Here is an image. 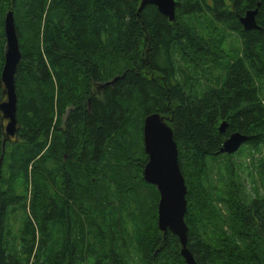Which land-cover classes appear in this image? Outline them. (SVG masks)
I'll return each mask as SVG.
<instances>
[{
  "label": "trees",
  "instance_id": "1",
  "mask_svg": "<svg viewBox=\"0 0 264 264\" xmlns=\"http://www.w3.org/2000/svg\"><path fill=\"white\" fill-rule=\"evenodd\" d=\"M11 1L19 130L0 129V264H185L157 228L138 111L173 131L195 264H264V0H177L173 22L151 5L138 17L141 0ZM235 132L247 140L221 152Z\"/></svg>",
  "mask_w": 264,
  "mask_h": 264
},
{
  "label": "water",
  "instance_id": "2",
  "mask_svg": "<svg viewBox=\"0 0 264 264\" xmlns=\"http://www.w3.org/2000/svg\"><path fill=\"white\" fill-rule=\"evenodd\" d=\"M155 6L158 12L169 21L174 20L175 0H141L138 12L147 6ZM258 7V6H257ZM258 10H247L239 22L243 29L258 30L256 22ZM5 54L0 74V84L4 88L6 100L0 103V112L9 122L6 134L11 137L16 132L17 95L15 92V73L21 60L18 38L15 31L13 15L8 12L4 19ZM227 128L226 121L220 123L219 133ZM247 137L239 132L230 134L223 141L221 152L228 155L238 151ZM143 151L147 157L142 170L143 181L156 188L159 200L157 205V228L165 235H175L180 245V255L185 264H195L187 248L188 227L184 217L187 211L186 185L178 163V148L173 131L167 120L156 114L146 115L142 126Z\"/></svg>",
  "mask_w": 264,
  "mask_h": 264
},
{
  "label": "rangeland",
  "instance_id": "3",
  "mask_svg": "<svg viewBox=\"0 0 264 264\" xmlns=\"http://www.w3.org/2000/svg\"><path fill=\"white\" fill-rule=\"evenodd\" d=\"M175 2L177 3L178 1L177 0H175ZM5 7H6V12H5V16H6V14L8 13V12H11L12 13V15L14 16V9H13V6H12V1L11 0H5ZM175 17V16H174ZM4 19H5V17H4ZM4 19H3V24H4ZM13 20H14V17H13ZM174 20H175V18H174ZM182 20H184V19H182ZM185 21V20H184ZM186 22V21H185ZM23 36H24V33L22 34V38H23ZM21 42H22V40H21ZM233 42H234V39H233ZM18 44H19V40H18ZM235 56V55H234ZM1 74V73H0ZM118 77H115L114 78V80L113 81H110V83H112V82H114L116 79H117ZM105 84H107V83H105ZM101 87H105V86H101ZM264 94V93H263ZM143 120H144V116L138 111L135 115H134V118H133V120H132V123H131V126H130V129H133V130H136V131H139V133L141 132V128H142V124H143ZM5 123H6V121H5ZM245 160H246V163L245 164H243V167L246 169V168H249V166H248V164L250 163L249 161H248V158H245ZM236 161L238 162V163H243V161H244V159L243 158H240V162L236 159ZM243 168V169H244ZM242 169V168H241ZM143 188V191L145 192V197L143 196V197H141L140 196V199L142 200H140L141 201V203L144 205V200H145V205L146 206H150V202L151 201H153L154 200V198H153V196L150 194V192H147L146 191V189L144 188V187H142ZM248 190H250L249 188H248ZM141 191H142V189H141ZM140 191V192H141ZM142 194V192L140 193V195ZM144 207V206H143Z\"/></svg>",
  "mask_w": 264,
  "mask_h": 264
},
{
  "label": "flooded vegetation",
  "instance_id": "4",
  "mask_svg": "<svg viewBox=\"0 0 264 264\" xmlns=\"http://www.w3.org/2000/svg\"><path fill=\"white\" fill-rule=\"evenodd\" d=\"M3 91H4V88H3ZM2 97H3V101H5L6 100V96H5L4 92L2 94ZM16 106H17V104H16ZM5 121H6V123H5ZM8 122H9V120L5 119L4 116L2 115V113L0 112V129L3 132V134L5 135L6 138L9 137L6 134V131H5ZM16 122H17V111H16ZM18 130H19V127H18V125L16 123V132H15L14 136L9 137V139H13L15 137L16 133L18 132ZM3 146H4V144H3Z\"/></svg>",
  "mask_w": 264,
  "mask_h": 264
},
{
  "label": "bare ground",
  "instance_id": "5",
  "mask_svg": "<svg viewBox=\"0 0 264 264\" xmlns=\"http://www.w3.org/2000/svg\"><path fill=\"white\" fill-rule=\"evenodd\" d=\"M152 6V5H151ZM139 10V9H138ZM143 10V9H142ZM142 11H140V12H137V15H138V17H139V15H140V13H141ZM175 16H176V14H175ZM169 21V20H168ZM174 21V20H173ZM172 21V22H173ZM169 22H171V21H169Z\"/></svg>",
  "mask_w": 264,
  "mask_h": 264
}]
</instances>
